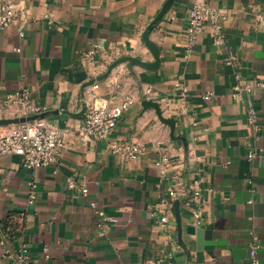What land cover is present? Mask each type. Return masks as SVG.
I'll return each mask as SVG.
<instances>
[{
	"label": "crops",
	"instance_id": "obj_1",
	"mask_svg": "<svg viewBox=\"0 0 264 264\" xmlns=\"http://www.w3.org/2000/svg\"><path fill=\"white\" fill-rule=\"evenodd\" d=\"M2 1L13 4L16 17L0 28V119L20 116L9 98L27 88L63 130L64 144L47 167L29 168L19 154L0 156V264H16L23 243L31 264H248L251 231L264 264V0H204L226 13L225 41L214 45L207 29L189 54L188 16L196 0H174L150 32L159 68L125 61L98 88L90 82L115 60H154L142 35L167 0ZM145 86L175 120L174 137L143 105ZM111 96L133 102L107 140L83 141V100L106 103ZM11 126H0V134ZM114 142L142 151L125 157L112 151ZM163 157L167 165H157ZM195 179L201 226L192 223ZM91 201L116 221L104 223ZM6 222L14 236L4 246Z\"/></svg>",
	"mask_w": 264,
	"mask_h": 264
},
{
	"label": "built area",
	"instance_id": "obj_2",
	"mask_svg": "<svg viewBox=\"0 0 264 264\" xmlns=\"http://www.w3.org/2000/svg\"><path fill=\"white\" fill-rule=\"evenodd\" d=\"M16 17V11L13 4L10 1H2L0 4V28L9 26ZM227 19V15L220 9L214 8L208 5L204 0H196L189 10L188 25H187V44L186 53L192 52L198 38L205 30H210L212 34L213 44L221 46L224 44L225 36L223 32V22ZM88 55L90 58H94L96 55V46L89 49ZM93 88H98V82L93 83ZM179 89L182 94H186L188 87L180 85ZM246 90H251V85L246 86ZM240 87H235L233 96L236 97ZM144 99H155L154 88L150 86L143 87L142 90ZM211 95L204 96L205 99H209ZM9 101L13 104H17L20 107V116L33 117L34 119L26 120L21 123L12 125L7 131L0 134V156L8 154L23 155L26 159L25 165L29 168L33 167H47L56 162L57 154L60 152L61 147L64 144V132L63 130L51 122L47 115L41 117L42 114H47L48 108L36 104L31 96L29 89L25 88L15 92L9 98ZM101 97L96 98L93 102H89L86 99L83 100L86 104L85 112L83 115V123L78 128V134L83 141L96 140L105 141L109 138L112 131L116 128L120 117L125 110L133 102L132 98H128L122 103L113 101V97L109 99V102L105 101ZM249 116L252 122L256 121L257 112L253 107L249 109ZM111 149L114 153L121 154L125 157L136 158V156L142 151V148L135 144H126L120 142H114L111 144ZM248 157L250 159L256 157L255 152H249ZM168 159L163 157L161 161H158L157 165H167ZM253 181L250 180V183ZM200 180H194V188L191 195V203L194 208L192 210V223L195 226H201L205 223L204 206L202 202V190L200 189ZM84 194L88 193L87 188H83ZM169 196L175 197L176 193L173 188L169 189ZM35 196L32 195V199ZM252 200H249L251 203ZM90 206L93 207L98 213L101 220L106 222H115L116 219L108 216L103 210L97 208V204L94 201L90 202ZM169 216L165 213L160 216V222L162 224L167 223ZM252 242L248 248V264H261L260 238L258 234L251 231ZM1 243L6 246L9 244L8 237L3 235ZM46 251V250H45ZM9 252V250H7ZM16 264H31V255L29 252L28 244L23 243L20 245L18 251L14 253Z\"/></svg>",
	"mask_w": 264,
	"mask_h": 264
},
{
	"label": "water",
	"instance_id": "obj_3",
	"mask_svg": "<svg viewBox=\"0 0 264 264\" xmlns=\"http://www.w3.org/2000/svg\"><path fill=\"white\" fill-rule=\"evenodd\" d=\"M173 1L174 0H167L164 7L161 9V11L154 18V20L147 26V28L143 32L142 38L146 44V47L148 48V50L151 52L152 56L154 57L153 61L148 62V61L143 60L142 58L135 57V56H124V57L119 58V59L115 60L114 62H112V64L109 66L108 70L104 74L98 76L97 78H94L90 83L93 84V83H96L98 81H101V80L107 78L109 76V74L112 72V70L117 65H119L120 63L125 62V61L135 62L137 64H140V65H142L146 68L152 69V70L158 69L160 66V63H161L160 50H159V47L153 41H151L150 32L152 31L154 25L160 19H162L163 16L166 14V12L171 8ZM143 105L147 106V107H153L156 110V113H157L158 117L160 118V120L171 126L172 137H174V130H175L176 122L173 118H167L163 115L160 104L157 101H154L151 99H144ZM85 108H86V104H85V102H83V110L81 112V116L84 115ZM46 115L47 114H42L41 117H45ZM36 117L37 116H33V117L17 116L15 118H3V119H0V126H10V125H14L17 123L24 122L26 120L34 119ZM179 205H180V200H176L175 201V211H176L177 222L179 223V226H180L181 217H180V212H179ZM188 230L190 232H193L194 227L189 226ZM180 232H181V230H180Z\"/></svg>",
	"mask_w": 264,
	"mask_h": 264
},
{
	"label": "trees",
	"instance_id": "obj_4",
	"mask_svg": "<svg viewBox=\"0 0 264 264\" xmlns=\"http://www.w3.org/2000/svg\"><path fill=\"white\" fill-rule=\"evenodd\" d=\"M3 233L8 237V239H11L14 235L13 228L10 222H6V224L3 225Z\"/></svg>",
	"mask_w": 264,
	"mask_h": 264
}]
</instances>
